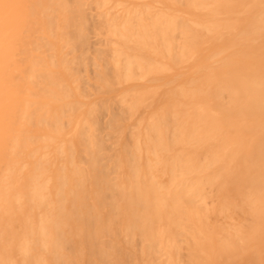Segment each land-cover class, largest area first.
<instances>
[{
	"label": "bare ground",
	"instance_id": "bare-ground-1",
	"mask_svg": "<svg viewBox=\"0 0 264 264\" xmlns=\"http://www.w3.org/2000/svg\"><path fill=\"white\" fill-rule=\"evenodd\" d=\"M0 264H264V0H0Z\"/></svg>",
	"mask_w": 264,
	"mask_h": 264
},
{
	"label": "rangeland",
	"instance_id": "rangeland-1",
	"mask_svg": "<svg viewBox=\"0 0 264 264\" xmlns=\"http://www.w3.org/2000/svg\"><path fill=\"white\" fill-rule=\"evenodd\" d=\"M150 213L152 215L155 214V213H157V209L154 206H152Z\"/></svg>",
	"mask_w": 264,
	"mask_h": 264
}]
</instances>
